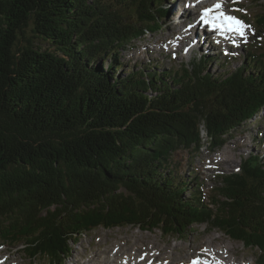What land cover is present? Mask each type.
I'll use <instances>...</instances> for the list:
<instances>
[{"label":"trees","instance_id":"16d2710c","mask_svg":"<svg viewBox=\"0 0 264 264\" xmlns=\"http://www.w3.org/2000/svg\"><path fill=\"white\" fill-rule=\"evenodd\" d=\"M161 3L0 0V241L60 262L99 226L210 222L264 264V158L219 175L217 212L173 158L202 128L214 149L260 112L264 52L216 73L204 57L121 72L120 48L158 31Z\"/></svg>","mask_w":264,"mask_h":264},{"label":"rangeland","instance_id":"374dc122","mask_svg":"<svg viewBox=\"0 0 264 264\" xmlns=\"http://www.w3.org/2000/svg\"><path fill=\"white\" fill-rule=\"evenodd\" d=\"M172 1L176 2V0H164L163 5L167 9H170L169 2ZM184 1L186 2H183V6L185 3L187 4L188 2H191V0ZM236 1L239 7H236L237 9L233 10V12L240 14L244 18L246 24L249 26L246 38H249V40L252 41L253 38H256L258 34H263L261 31L258 32V34L256 33L257 31L253 27L254 25L251 21V15L260 12L262 8L259 4L263 3L264 0H259L257 2H254V0ZM177 6L179 9H181L182 4L178 1ZM171 8L173 9L174 7ZM186 9H188V11L184 12L185 15H192V11L189 9V7L186 6ZM177 17L178 14L173 16L169 13L168 16H164L161 19V28L157 29L158 31H156L154 35L150 36V34H146L144 37H139L132 43L122 46L119 50L120 56L124 61L121 72H127L128 70L126 69L131 70L136 65L149 66L152 62L151 58H153L154 62H157L159 66L162 64L165 68L170 66L179 67L184 62L189 61L193 50H197L196 48L201 46H203L202 49L197 50L196 53L208 55L209 60H211L208 69L211 70V72L216 73L223 70V67L220 66L221 63H224L226 67L231 68L241 64L244 59V54H246V50L242 44L237 48L231 47L229 49L223 50V48H219V45L215 41H211V45L214 44V47L211 46V50H209L210 45L208 43H195L191 40L193 32L190 28V25L188 22L183 24L177 22ZM175 26L180 28L181 32L183 33L182 37H184V40L181 36H179V39H176L178 37H173V35L170 34L173 29L178 31ZM200 34L202 36L203 33L200 32ZM197 37H199V35H197ZM105 67L106 65H104V68ZM263 131L264 108L253 118V122H248L245 126L239 128V130L235 133L237 136L229 140L225 146H222V148H219L215 152L210 151L207 147H205L207 144V139L204 136L205 131L202 129L201 135L203 136L205 143L202 147V151L198 150L197 152L193 153L181 149L174 154L175 163L178 167V175L187 176L189 171H191L190 176H192V172H194L202 179L204 183L203 190L208 194L212 193L213 187L219 184L217 183L219 180L215 176L216 173H229L234 171L235 168L237 169V167H239L240 158L243 156L244 151L246 153L254 151L263 154L264 156V145H258L255 142L257 138L261 137ZM224 154L225 156L228 155L226 156L227 158H224ZM218 156L220 161L217 160L214 163L211 161V163L207 164V167L203 170V172L199 174L196 172L200 163L205 161L206 158H218ZM211 233H213V237L216 235L215 237L223 239L224 242L228 244L234 253L231 254V256L234 259L237 258L240 264H256V251L254 249L244 246L242 242L231 239L216 227H213L212 229L208 228L206 224L196 225L194 229H191V231L182 235L165 234L158 228H154L152 231H143L137 226L116 227L112 229L99 227L81 236L76 244H72L73 251L64 264L71 263V260L76 255V252L84 254L85 257H90V255L92 256L94 254L93 251L96 248L104 247L107 241L108 243L118 241L123 244L122 238L130 239L132 241L136 240L137 243L154 242L160 247L165 246V248H168L165 251L166 254L164 253L160 255L156 262L168 259L169 256H175L177 260H187L193 257L194 254L200 252L198 248L201 245V241ZM174 246L177 248H173ZM0 248V250L3 249L1 251L2 253L0 254V262L2 261L0 264L3 263V260H5L6 256L12 257L15 261H23L28 264H52V262H50L47 257H44V255H38V258L35 261H30L25 253L20 249L18 250L17 248L9 247L8 245L1 246ZM191 252H194V254ZM82 257L83 256L80 255L79 260Z\"/></svg>","mask_w":264,"mask_h":264},{"label":"bare ground","instance_id":"6f19581e","mask_svg":"<svg viewBox=\"0 0 264 264\" xmlns=\"http://www.w3.org/2000/svg\"><path fill=\"white\" fill-rule=\"evenodd\" d=\"M196 2L198 5L202 3L204 6L210 4V3L203 2V0L202 1L197 0ZM186 11H188V9H186V6H185L182 12L184 13ZM197 24L200 27L201 23L198 22ZM196 32L197 31H193L192 33V37H191L192 41L198 40L197 38L198 33ZM170 34H172L173 37H178L176 39H179V36L181 37L183 36V33L179 31H175L174 29L170 32ZM202 36L206 37L207 35L202 34ZM182 39L184 40V37H182ZM249 61H251L250 57H249ZM226 156L224 154V158H227ZM225 160H228V159H225ZM215 236L213 237V233H211L210 235L206 236V238H204L201 241V245L198 248L200 250V253L196 255V258L192 257L191 259L184 261L180 259L177 260L175 256L174 257L169 256L170 261L173 264H190L192 261H197V257L199 255H204L205 257H202L201 260H205L206 264H240L237 258L234 259L231 256V254H234V253H233V250L228 246V244H226L223 239H219ZM122 240H123V244L118 241L109 242V243L107 241L104 247L96 248L93 251L94 254L92 256L90 255L91 257L89 258L85 257V255L82 253L76 252V255L72 258L71 263L69 264H157L155 262V259L158 258L159 255H162L164 253L166 254L165 251L166 249H168V248H165V246L160 247L158 244L156 245L154 242L153 243H150V242L149 243H143V242L137 243L136 240L132 241L126 238H122ZM173 248H177V247L174 246ZM1 251L2 250H0V254L2 253ZM191 253L194 254V252H191ZM80 255H82L83 257L79 260ZM122 260H124V262ZM2 264H28V263H25L23 261L22 262L15 261L13 260L12 257H5V260H3ZM163 264H166V263L164 262ZM246 264H249V263H246Z\"/></svg>","mask_w":264,"mask_h":264},{"label":"snow or ice","instance_id":"6c2138e0","mask_svg":"<svg viewBox=\"0 0 264 264\" xmlns=\"http://www.w3.org/2000/svg\"><path fill=\"white\" fill-rule=\"evenodd\" d=\"M216 9H219L221 5L219 3L215 4L213 6ZM212 11L211 8L205 9V12ZM203 19V17H201ZM217 19H222L224 23L227 25L228 31L235 32L239 34L242 38L246 40V33H245V28L249 27L245 24H243L242 21H240L238 18L234 16H226L223 12H219ZM235 41L233 40V44L235 45ZM192 264H199L198 261H193Z\"/></svg>","mask_w":264,"mask_h":264}]
</instances>
